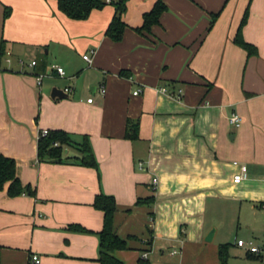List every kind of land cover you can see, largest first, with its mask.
<instances>
[{"label": "crops", "instance_id": "crops-1", "mask_svg": "<svg viewBox=\"0 0 264 264\" xmlns=\"http://www.w3.org/2000/svg\"><path fill=\"white\" fill-rule=\"evenodd\" d=\"M156 1L127 0L113 41L108 2L75 20L57 0H0V154L31 191L0 190V264H29L31 254L39 264H99L103 214L92 202L101 193L115 201L112 230L125 248L113 256L123 264H220L222 244L225 264H264V0H161L159 23L136 31ZM245 12L250 55L234 41ZM54 87L71 92L51 98ZM43 130L86 138L95 166L38 157ZM240 165L245 177L234 183Z\"/></svg>", "mask_w": 264, "mask_h": 264}, {"label": "trees", "instance_id": "trees-1", "mask_svg": "<svg viewBox=\"0 0 264 264\" xmlns=\"http://www.w3.org/2000/svg\"><path fill=\"white\" fill-rule=\"evenodd\" d=\"M126 1L109 0L108 2L114 6V14L105 29V35L113 41L121 39L125 28V23L121 20V14L125 11ZM106 3V0H57V9L70 19L83 20L88 17L91 10L100 9ZM165 10V4L161 0H157L152 8L143 14L142 24L136 28V31L148 32L151 26L159 23V18ZM7 15L8 11L5 9L3 16L6 17ZM245 18L246 12L241 19L234 41L237 45L243 47L248 55L255 54V47L243 41L240 36V27L245 22ZM126 130L125 136L127 138L134 139L136 137V124H132L129 121ZM65 148L74 149L77 153L73 155L64 153ZM37 156L57 162L72 159L81 165L95 166V161L86 138L77 144L72 142L67 133L61 130H48L44 135L39 134ZM5 183H8L7 193L9 196L21 195L23 193L31 194L29 186L21 185L19 179L16 177L14 160L0 154V190ZM142 202L144 201H137V203ZM92 206L103 214L102 228L98 232L99 256L97 261L99 264H123L113 256L114 251L125 248V241L120 239L112 230V217L115 211L114 198L102 193L98 194L94 197ZM75 229L82 230L81 228ZM228 246V244L219 246L218 257L220 264H225Z\"/></svg>", "mask_w": 264, "mask_h": 264}, {"label": "built area", "instance_id": "built-area-1", "mask_svg": "<svg viewBox=\"0 0 264 264\" xmlns=\"http://www.w3.org/2000/svg\"><path fill=\"white\" fill-rule=\"evenodd\" d=\"M106 2H109V0H106ZM82 59L85 60L87 63L90 62V57H89V54H83L82 55ZM3 61L4 63L6 64H9L10 63V53L9 52H5L4 55H3ZM35 64V61L32 60L30 62V66H33ZM50 69L51 70H54L57 75L59 77H63L64 76V71H63V68L56 65V64H52L50 66ZM42 78V75H37L36 76V81L37 83H40V80ZM158 90L162 93H165V94H168L169 96H176V97H179L181 95V89H176L174 92L173 91H170V90H167L165 87H160L158 88ZM63 91L65 93H70L71 92V88L70 87H65L63 89ZM99 92L101 94H104L105 93V87L103 85H101L99 87ZM141 92V89L140 88H136L134 91H133V95H138L139 93ZM87 102H91V98H88L87 99ZM228 121H229V124L234 126V127H238L240 125V117L237 113L235 112H232L228 118ZM47 133V130H43L41 131V134L44 135ZM137 169L139 170H144V164L139 161L137 162ZM245 170H246V167L244 165H240V171L236 174L233 175L232 177V181L234 183H238L239 181H241L244 177H245ZM156 182H157V179L155 177H152L151 178V185L152 186H155L156 185ZM236 245L237 246H240V247H243L246 252L250 253V254H259L260 253V249L251 241H243V240H237L236 241ZM170 255H175L177 254V249H172L170 252H169ZM143 257H145V254L143 255ZM40 260H39V257L36 255V254H31L29 256V264H39Z\"/></svg>", "mask_w": 264, "mask_h": 264}, {"label": "water", "instance_id": "water-1", "mask_svg": "<svg viewBox=\"0 0 264 264\" xmlns=\"http://www.w3.org/2000/svg\"><path fill=\"white\" fill-rule=\"evenodd\" d=\"M50 97L51 98H55V97L62 98V97H66V94L62 90L54 87L51 90ZM211 235H212V231L209 232L205 240L209 241L211 239Z\"/></svg>", "mask_w": 264, "mask_h": 264}, {"label": "rangeland", "instance_id": "rangeland-1", "mask_svg": "<svg viewBox=\"0 0 264 264\" xmlns=\"http://www.w3.org/2000/svg\"><path fill=\"white\" fill-rule=\"evenodd\" d=\"M237 230H238V232H239L241 235H244V233L247 232V230H246V226L244 225L243 222L239 224V228L237 227ZM245 240H246V239H245ZM254 243H257V242L254 241Z\"/></svg>", "mask_w": 264, "mask_h": 264}]
</instances>
